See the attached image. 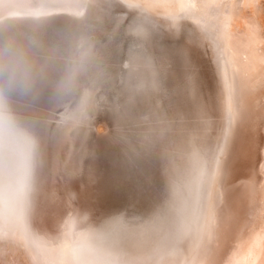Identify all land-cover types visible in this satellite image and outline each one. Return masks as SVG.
Instances as JSON below:
<instances>
[{"label": "bare ground", "instance_id": "obj_1", "mask_svg": "<svg viewBox=\"0 0 264 264\" xmlns=\"http://www.w3.org/2000/svg\"><path fill=\"white\" fill-rule=\"evenodd\" d=\"M155 1L0 0V264H264V5Z\"/></svg>", "mask_w": 264, "mask_h": 264}, {"label": "clouds", "instance_id": "obj_2", "mask_svg": "<svg viewBox=\"0 0 264 264\" xmlns=\"http://www.w3.org/2000/svg\"><path fill=\"white\" fill-rule=\"evenodd\" d=\"M0 138L8 143L23 140L35 146L34 138L26 130L19 127L9 116L0 117Z\"/></svg>", "mask_w": 264, "mask_h": 264}, {"label": "rangeland", "instance_id": "obj_3", "mask_svg": "<svg viewBox=\"0 0 264 264\" xmlns=\"http://www.w3.org/2000/svg\"><path fill=\"white\" fill-rule=\"evenodd\" d=\"M144 1L146 2L147 0H144ZM148 1H150L149 3H151V5H153L152 3H156L155 0H148ZM164 1H166V0H164ZM232 1H234V0H229V1L227 0V2H228L227 5L230 6V4H232V6H233L231 9L234 8V4H241V6H245L244 10H246L247 13L252 12V8L251 7H253V6L257 7V8H260V6L264 5V0H247L248 2L247 3H243V4H242L241 0H235V2H233V3H232ZM233 17H235V18H233ZM230 18H232L231 21L232 20L233 21L236 20V16H230ZM256 18H258L257 24L259 25L258 30H257V33L259 35V43L256 46H257L258 49L260 47V48H262L264 50V44H261V41H260V38L264 39V19H263L262 15L260 13H259V17H256ZM215 26L216 27L218 26L219 29H220V25L216 24ZM216 27H214V28H216ZM218 27H217V29H218ZM238 45H240L242 47V46H245L246 43L243 42V44H238ZM232 46H233L234 49L238 47L234 43L232 44ZM253 46L255 47V45H253ZM262 59L264 60V55L262 56ZM98 126L101 127V124H99Z\"/></svg>", "mask_w": 264, "mask_h": 264}]
</instances>
